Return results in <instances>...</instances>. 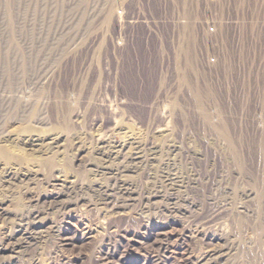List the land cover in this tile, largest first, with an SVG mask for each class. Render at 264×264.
I'll return each instance as SVG.
<instances>
[{"label": "rangeland", "instance_id": "1", "mask_svg": "<svg viewBox=\"0 0 264 264\" xmlns=\"http://www.w3.org/2000/svg\"><path fill=\"white\" fill-rule=\"evenodd\" d=\"M121 1L0 0V264H264V77Z\"/></svg>", "mask_w": 264, "mask_h": 264}, {"label": "built area", "instance_id": "2", "mask_svg": "<svg viewBox=\"0 0 264 264\" xmlns=\"http://www.w3.org/2000/svg\"><path fill=\"white\" fill-rule=\"evenodd\" d=\"M126 3L122 0L116 9L118 46L126 40L124 29L128 25L151 28L165 23L164 12L162 22L155 21L139 0L129 16ZM176 24L195 28L204 75L234 77L242 83L264 77V0H181Z\"/></svg>", "mask_w": 264, "mask_h": 264}]
</instances>
